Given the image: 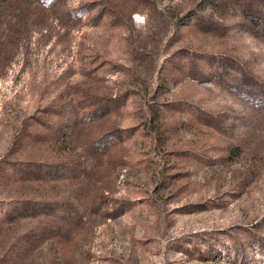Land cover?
Instances as JSON below:
<instances>
[{"label":"rangeland","instance_id":"1","mask_svg":"<svg viewBox=\"0 0 264 264\" xmlns=\"http://www.w3.org/2000/svg\"><path fill=\"white\" fill-rule=\"evenodd\" d=\"M0 264H264V0H0Z\"/></svg>","mask_w":264,"mask_h":264}]
</instances>
